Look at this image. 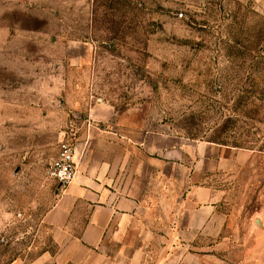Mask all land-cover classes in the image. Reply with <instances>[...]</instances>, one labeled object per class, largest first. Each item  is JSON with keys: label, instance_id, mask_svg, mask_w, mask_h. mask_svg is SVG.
<instances>
[{"label": "rangeland", "instance_id": "1", "mask_svg": "<svg viewBox=\"0 0 264 264\" xmlns=\"http://www.w3.org/2000/svg\"><path fill=\"white\" fill-rule=\"evenodd\" d=\"M130 120L241 161L210 176L211 234H168L166 182L148 179L106 264L145 241V264H264V0H0V264L57 251L46 171L63 138L104 161Z\"/></svg>", "mask_w": 264, "mask_h": 264}, {"label": "crops", "instance_id": "2", "mask_svg": "<svg viewBox=\"0 0 264 264\" xmlns=\"http://www.w3.org/2000/svg\"><path fill=\"white\" fill-rule=\"evenodd\" d=\"M93 114L91 110V117L96 118ZM70 134L75 138L76 131ZM110 139L112 152L104 161L82 155L83 144L74 148V179L59 188L46 216L58 249L33 264H106L110 241L122 236L143 213L141 196L148 179L166 182L165 187L160 184L156 201L163 205L169 199L173 206L170 211H157L173 224L168 234L212 233L210 176L215 170L230 171L241 161V152L226 145L150 131L132 120L112 131ZM63 140L73 145L69 139ZM180 188L183 194L188 192L186 201L179 198ZM150 215L157 217L156 212ZM147 229L143 227L141 234L146 235ZM147 248L146 241L125 244L124 252H131L124 254V264H145ZM178 263L171 257L165 264Z\"/></svg>", "mask_w": 264, "mask_h": 264}, {"label": "built area", "instance_id": "3", "mask_svg": "<svg viewBox=\"0 0 264 264\" xmlns=\"http://www.w3.org/2000/svg\"><path fill=\"white\" fill-rule=\"evenodd\" d=\"M74 153V146L69 141L62 140L56 158L47 168L48 178L61 184V187L68 186L74 179L76 173Z\"/></svg>", "mask_w": 264, "mask_h": 264}, {"label": "water", "instance_id": "4", "mask_svg": "<svg viewBox=\"0 0 264 264\" xmlns=\"http://www.w3.org/2000/svg\"><path fill=\"white\" fill-rule=\"evenodd\" d=\"M58 188H61V184H59Z\"/></svg>", "mask_w": 264, "mask_h": 264}]
</instances>
